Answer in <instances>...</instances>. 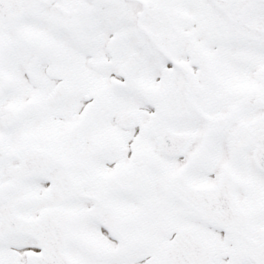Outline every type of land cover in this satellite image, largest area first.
I'll return each instance as SVG.
<instances>
[{"label": "snow or ice", "instance_id": "1", "mask_svg": "<svg viewBox=\"0 0 264 264\" xmlns=\"http://www.w3.org/2000/svg\"><path fill=\"white\" fill-rule=\"evenodd\" d=\"M0 264H264V0H0Z\"/></svg>", "mask_w": 264, "mask_h": 264}]
</instances>
